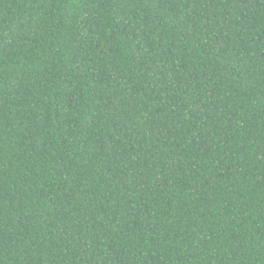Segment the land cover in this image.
Here are the masks:
<instances>
[{"label":"trees","instance_id":"trees-1","mask_svg":"<svg viewBox=\"0 0 264 264\" xmlns=\"http://www.w3.org/2000/svg\"><path fill=\"white\" fill-rule=\"evenodd\" d=\"M0 264H264V0H0Z\"/></svg>","mask_w":264,"mask_h":264}]
</instances>
